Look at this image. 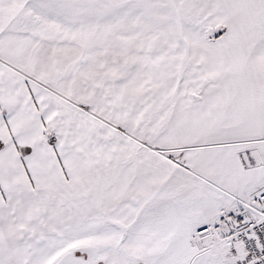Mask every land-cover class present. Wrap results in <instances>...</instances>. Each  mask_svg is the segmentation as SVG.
<instances>
[{
  "label": "snow or ice",
  "instance_id": "6c2138e0",
  "mask_svg": "<svg viewBox=\"0 0 264 264\" xmlns=\"http://www.w3.org/2000/svg\"><path fill=\"white\" fill-rule=\"evenodd\" d=\"M0 264H264V0H0Z\"/></svg>",
  "mask_w": 264,
  "mask_h": 264
}]
</instances>
